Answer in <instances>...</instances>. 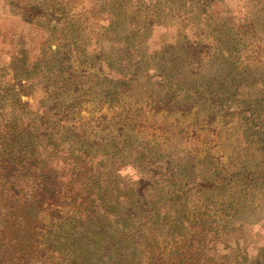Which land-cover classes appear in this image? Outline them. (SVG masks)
I'll return each mask as SVG.
<instances>
[{"label":"trees","instance_id":"obj_1","mask_svg":"<svg viewBox=\"0 0 264 264\" xmlns=\"http://www.w3.org/2000/svg\"><path fill=\"white\" fill-rule=\"evenodd\" d=\"M80 1H17L18 7L24 5L19 15L30 25L21 42L26 69H35L44 79L38 83L47 86L38 102L29 100L38 94L32 90L31 74L19 89L6 91L7 96L2 94L5 88H0V264H253L225 244L223 228L231 220L212 218L207 207L217 197L234 201L241 194H253L264 175L253 173L248 161L232 159L223 165L210 158L207 167L212 169L205 173L209 179L217 176L215 185H193V172L164 156L159 143L138 135L132 141L119 131L89 133L81 104L90 97L92 111L108 118L103 112L107 107L116 112L112 118L121 126L133 129L135 120L126 106L113 107L130 90L159 89L162 98L157 103L172 101L157 110L166 113L180 111L181 103H190L203 93L218 91L228 114H234L243 128L239 136L262 138L264 76L248 56L256 52V41L264 43V36L257 35L263 31L261 24L257 29L253 23L250 34L254 35L244 40L232 24L215 28L211 39L228 67L223 74L208 75L202 72V56L207 54L204 42L209 36L203 28H188L184 21V16L197 18L200 7L184 0L192 4L188 15L175 7L169 9V14L176 13L178 32V51L170 58L181 60L182 73L173 68L153 82V78L144 80L142 74L150 56L142 46L149 22L108 7L120 0H103L101 8L108 17L105 30L115 45L100 42L91 54L89 20L78 12ZM216 1L204 0L205 23L221 15L214 11ZM89 3L96 6V0ZM33 25L40 33L35 44L30 32ZM175 25L171 22L168 27ZM260 44L257 54L264 55ZM149 62L155 65V59ZM10 64L16 75L21 73ZM207 76L213 77L209 81L214 84L220 83L219 88L213 89ZM48 101L54 102L53 108ZM134 114L140 123L143 112L136 109ZM123 168L136 170L143 182L124 181ZM207 194L211 204L195 201ZM227 208L232 210V204ZM220 249L232 255L230 262H225Z\"/></svg>","mask_w":264,"mask_h":264},{"label":"rangeland","instance_id":"obj_2","mask_svg":"<svg viewBox=\"0 0 264 264\" xmlns=\"http://www.w3.org/2000/svg\"><path fill=\"white\" fill-rule=\"evenodd\" d=\"M17 1L0 0V88H5L2 94L7 96V93L12 92L14 88L19 89L21 84H26L27 74H31L34 79L31 84L32 90L33 92L34 90L38 91V94H36L35 99L31 97L29 100L38 102L42 88L47 85L38 83L44 79L38 77L35 69L31 68L29 71L26 69L27 64L24 61L26 53L21 42L30 25L26 23V17L19 15L21 13L19 8H24V5L20 4L18 7ZM102 1L96 0V6H91L89 0H83L80 1L78 7V12L83 13V16H87L89 20L86 26L87 37L90 41L88 48L91 54H95L96 46L100 42L107 46L115 45V42L108 41L107 31L105 30L108 17L102 11ZM193 2L195 7H200V15L196 14L197 18L193 15L184 16V21L185 24L189 25L188 28H193L195 31L198 27L203 28L209 36V40L204 42L207 54L202 56L203 73H208V75L223 74L228 67L225 65V59L220 54V50L213 45L214 42L211 38L214 36L212 32L215 28L220 29L223 25L224 28H228L232 24L233 28H236V34L244 40L245 37L254 35L250 34V30L253 23H255L257 29L260 24L262 26L260 29L263 28V31L257 32V35L264 36V0H217L214 11L220 12L221 15L218 17L214 15V21L216 19V22L209 21L208 23H205L204 14L201 13L207 8L204 0H193ZM190 5L192 4H187L184 0H120L119 4H108L109 8L126 11L128 15L131 13L135 16L140 15V20L149 22V29L146 30L145 38L142 40V46L150 55L144 64L145 70L143 69L142 72L145 75L144 80L153 78V82H159L161 80L160 74L167 73L173 68L182 73L183 63L181 60L170 58L172 52L178 51L176 49L178 48L176 46L178 32L176 30L177 22H175L176 13L173 11V14H169V9L175 7L181 13L188 15ZM167 6L169 7L166 8ZM14 12L16 13L14 14ZM247 17H249L248 20ZM155 20L162 21L163 24H157ZM223 21L227 22L226 25L223 24ZM171 22L176 25L168 27ZM239 24L243 25L244 30L238 26ZM32 27L30 32L32 33L33 44H35L39 40L38 34L40 33L39 30H36L35 25ZM243 31H246V33L243 34ZM53 44L52 49L55 50L57 47L55 41ZM259 44L256 41V45L254 44L256 52L248 56H251L250 60L261 67V75L264 76V55L257 54ZM260 45L264 51V43ZM114 49L116 48H112V50ZM162 54L165 55V58ZM150 59H155V65L152 66V63L149 62ZM243 60L245 58L240 59L239 62ZM11 62L12 66H15L16 70L21 72L20 74L16 75L15 71L8 67ZM74 69H77V67ZM257 78L258 76L255 80H258ZM209 79L212 80L213 77H206L208 84L213 83V89L219 88L220 83L218 82L220 79L217 81L218 84H214L215 81H209ZM262 79L264 80L263 77ZM49 90L51 91L52 88ZM159 92L160 90L153 88V86H145V89L141 91L130 90L125 99L114 103L115 106L113 107H119L122 104L126 106L129 116L136 122L135 126V122L132 124L133 129L121 126L122 122L112 118L115 117L116 112L113 113V111H109L107 107H104L103 112L108 113L109 116L104 118L101 112L92 111L93 106L90 97L82 99L81 115L88 122V132L104 134L112 130L115 134H118L119 131L132 141L133 139L136 140L138 135L143 136L142 139L145 138L153 141V143H159L164 156L176 159L181 167L193 172L192 178L195 180L193 185L195 182L208 188L215 185L213 182L215 179L218 180L217 176H215V179H209V175L205 173L212 169V167H207L212 162L210 158L214 162L223 165L227 164L228 160L232 161V159L240 162L248 161V167L252 166L253 173L264 175V137L258 139L241 138L239 131H242L243 128L239 125L234 114H228L227 104L221 101L222 95L218 91L211 93V95L203 93L199 98L195 97L190 103H181L180 106L183 105V109L174 113H166L165 110L157 111L164 103H172L170 99H166L162 104L157 103V99L162 98L158 95ZM197 96H199V93H197ZM23 98L24 100L27 99V97ZM179 98L180 96H178ZM48 102L53 108L54 102ZM136 109L143 112L140 123H137L138 120L134 114ZM145 109H147L146 112H144ZM230 112H233V110ZM140 124L142 125L140 126ZM141 129L144 130L143 133L137 134L138 130ZM243 164L247 165V163ZM212 173L213 171L210 174ZM120 175L127 182L140 180L143 182L144 179L141 174L132 168H123ZM208 195L203 199L195 198V201H199L200 205L203 203L211 204L212 198L208 199ZM228 199L223 201L221 197H217L214 205H210V208L207 207L208 214L212 218L231 220L223 228L227 233L225 244L229 245L231 251L236 250L241 257H247L249 263L264 264V177L259 181L256 192L253 190V194H241V196L235 197L234 201ZM229 204H232V210L227 208ZM238 219L241 220L239 224L232 222ZM223 222L222 220L221 223ZM228 225L232 226L228 227ZM220 251L222 254L225 253V262H230L232 255L222 249Z\"/></svg>","mask_w":264,"mask_h":264}]
</instances>
